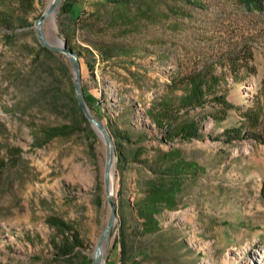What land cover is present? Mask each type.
I'll return each instance as SVG.
<instances>
[{"label": "rangeland", "instance_id": "1", "mask_svg": "<svg viewBox=\"0 0 264 264\" xmlns=\"http://www.w3.org/2000/svg\"><path fill=\"white\" fill-rule=\"evenodd\" d=\"M50 1L0 0V13L21 17L14 32L0 27V264H75L52 259L53 216L77 230L91 260L109 217L104 142L72 110L70 61L36 37ZM261 2L60 0L44 21L50 41L60 36L81 53L82 88L99 116L91 112L113 138L117 214L105 264H264ZM205 68L233 107L216 119L211 104L191 109L199 136L165 142L147 109ZM72 122V134L36 144L41 127ZM162 152L174 160L151 170L145 162Z\"/></svg>", "mask_w": 264, "mask_h": 264}, {"label": "trees", "instance_id": "2", "mask_svg": "<svg viewBox=\"0 0 264 264\" xmlns=\"http://www.w3.org/2000/svg\"><path fill=\"white\" fill-rule=\"evenodd\" d=\"M240 1L256 7H260L262 4L261 0ZM70 6H72L70 3L67 4V9L70 8ZM20 21L21 17L12 12L2 11L0 13V27L4 30L14 32V30L21 25ZM42 48L51 52L47 48ZM76 53L78 58L82 56L81 53ZM90 66L92 68V65ZM205 72L210 74L206 75ZM173 82L176 84L175 86H180L181 94L175 97L166 94L160 98H156L151 102L146 111L150 122L154 124L158 133L161 134V138L165 142L173 141L178 137L188 139L199 136L201 120L189 114L191 109L211 104L214 110L212 113H208V115L216 119L218 112L226 114L227 109L233 107V104L227 99L226 93L218 91L219 86L222 84V78L212 74L208 68L191 75L189 78H183L181 81ZM84 96L91 109L99 116V112L90 102L85 91ZM181 109H183V112L179 113L178 111ZM72 110H74L75 113H79L81 122H87V119L82 114L75 99ZM77 126L78 125L75 124V122H72L68 124L41 127L39 135L36 138V144L41 146L54 137L70 135L77 129ZM124 138L127 140L130 139L127 135H124ZM118 147L117 153L119 160H126L127 156L125 151L122 150L121 145H118ZM139 154L140 151H138V149L133 150L132 156L134 157H132V160L139 162ZM160 155H157L158 160L156 158V161L145 162V164L151 169V165L156 164L159 160H174V156L171 158L167 156L168 152H162ZM157 188L158 186L156 185L155 189L152 188L150 192H156L155 190ZM261 195L264 199V181L261 188ZM143 215L146 218V224L152 223L153 217L151 214ZM47 224L49 227L53 228L55 232V235L50 236L48 239V245L51 247L52 259L55 262L75 260V264L90 263V259H87V257L81 252V249L84 247L83 239L79 236L74 227L69 225L63 219L55 216L49 217L47 219Z\"/></svg>", "mask_w": 264, "mask_h": 264}, {"label": "water", "instance_id": "3", "mask_svg": "<svg viewBox=\"0 0 264 264\" xmlns=\"http://www.w3.org/2000/svg\"><path fill=\"white\" fill-rule=\"evenodd\" d=\"M60 0H52L43 12L40 14V16L34 21V29L36 32V37L39 43L50 50L57 51L60 53H63L66 55L68 60L71 63L72 69H73V74H74V94H75V99L77 101V104L84 115V117L87 119V121L90 123L92 128L97 132V134L101 137V139L104 142L105 145V166H104V174H103V179H104V191H105V196L106 200L109 204V217L107 220V223L103 230L101 231L95 246L93 248V253L91 255V260L89 264H105V251L102 252V247L104 243H109L110 241V236L112 234V227L114 224V220L116 218L117 214V206L114 198V194L112 195V180H111V175L114 171V143H113V138L110 135L108 129L104 125V123L95 115L92 114L91 107L89 106L88 102L85 99L84 96V91L82 88V83H81V68H80V63H79V58L77 53L72 50L67 44L66 41L61 38L60 36L57 37V40L50 41L44 33L43 30V23L45 19L48 17V15H53L54 12L56 11V8L58 7ZM109 246V245H108ZM107 246V248H108ZM106 248V249H107Z\"/></svg>", "mask_w": 264, "mask_h": 264}, {"label": "bare ground", "instance_id": "4", "mask_svg": "<svg viewBox=\"0 0 264 264\" xmlns=\"http://www.w3.org/2000/svg\"><path fill=\"white\" fill-rule=\"evenodd\" d=\"M52 1V0H51ZM50 1V2H51ZM49 2V3H50ZM55 13H56V11L54 12V14L53 15H48V17L46 18V19H50V20H52V21H54L55 20ZM45 19V20H46ZM111 180H112V195L115 193V190H114V185H113V173H112V175H111ZM109 245V243H104V245H103V247H102V252H104L105 250H106V248H107V246ZM256 253H258V252H256ZM262 263H263V261H262Z\"/></svg>", "mask_w": 264, "mask_h": 264}]
</instances>
